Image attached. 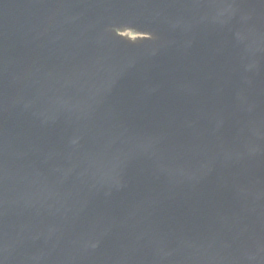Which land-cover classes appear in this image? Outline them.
<instances>
[{
	"label": "water",
	"instance_id": "95a60500",
	"mask_svg": "<svg viewBox=\"0 0 264 264\" xmlns=\"http://www.w3.org/2000/svg\"><path fill=\"white\" fill-rule=\"evenodd\" d=\"M0 264H264V0H0Z\"/></svg>",
	"mask_w": 264,
	"mask_h": 264
}]
</instances>
